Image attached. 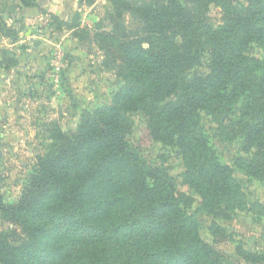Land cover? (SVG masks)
<instances>
[{
	"label": "trees",
	"instance_id": "trees-1",
	"mask_svg": "<svg viewBox=\"0 0 264 264\" xmlns=\"http://www.w3.org/2000/svg\"><path fill=\"white\" fill-rule=\"evenodd\" d=\"M112 2L111 28L95 37L121 83L76 129L49 123L16 201L0 189V264H225L218 244L232 235L213 220V242L204 239L195 196L131 136L139 115L154 142L177 151L183 182L215 219L250 205L264 215L235 175L264 180V0ZM125 12L140 26L126 25ZM205 116L219 140L241 143L233 166L219 159ZM237 252L264 263V250Z\"/></svg>",
	"mask_w": 264,
	"mask_h": 264
},
{
	"label": "rangeland",
	"instance_id": "rangeland-1",
	"mask_svg": "<svg viewBox=\"0 0 264 264\" xmlns=\"http://www.w3.org/2000/svg\"><path fill=\"white\" fill-rule=\"evenodd\" d=\"M130 1L142 5L152 0ZM113 7L112 0H35L32 6L0 0V189L6 201L18 199L37 156L45 152L49 123L55 120L64 130L76 129L84 113L110 102L120 85L105 65V51L95 37L98 30L111 28ZM209 15L214 26L221 22L218 6L213 5ZM124 21L133 28L140 26L129 12ZM203 123L219 159L233 166L241 154L239 140L221 141L217 123L207 116ZM131 141L149 160L169 168L180 191L195 196L190 212L200 220L204 239L213 242V220L232 235L218 244L226 254L225 264H264L245 261L237 252L239 245L264 250V215L250 205L231 219H215L200 210L199 196L183 182L184 166L177 151L154 142L139 115ZM235 175L243 181L249 202L264 205V180L236 167Z\"/></svg>",
	"mask_w": 264,
	"mask_h": 264
}]
</instances>
